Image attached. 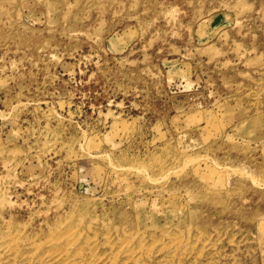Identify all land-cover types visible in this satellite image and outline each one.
Segmentation results:
<instances>
[{"label": "rangeland", "instance_id": "1", "mask_svg": "<svg viewBox=\"0 0 264 264\" xmlns=\"http://www.w3.org/2000/svg\"><path fill=\"white\" fill-rule=\"evenodd\" d=\"M0 264H264V0H0Z\"/></svg>", "mask_w": 264, "mask_h": 264}]
</instances>
